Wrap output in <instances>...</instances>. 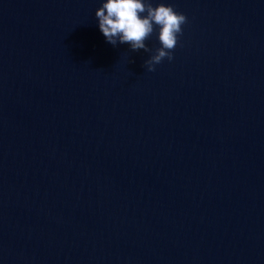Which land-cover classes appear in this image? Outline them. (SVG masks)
<instances>
[{
	"label": "water",
	"instance_id": "1",
	"mask_svg": "<svg viewBox=\"0 0 264 264\" xmlns=\"http://www.w3.org/2000/svg\"><path fill=\"white\" fill-rule=\"evenodd\" d=\"M104 2L0 0V264H264V0H151L153 72Z\"/></svg>",
	"mask_w": 264,
	"mask_h": 264
},
{
	"label": "clouds",
	"instance_id": "2",
	"mask_svg": "<svg viewBox=\"0 0 264 264\" xmlns=\"http://www.w3.org/2000/svg\"><path fill=\"white\" fill-rule=\"evenodd\" d=\"M95 17L108 43L113 46L129 44L132 51L143 49L150 52L145 42L154 28L159 27L161 47L143 65L149 72L155 71V65L165 58L174 59L172 50L183 33L182 25L187 23V17L172 5L160 3L154 7L151 0H106L95 11Z\"/></svg>",
	"mask_w": 264,
	"mask_h": 264
}]
</instances>
